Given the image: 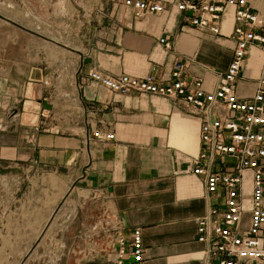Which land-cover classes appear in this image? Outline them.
Wrapping results in <instances>:
<instances>
[{"label": "crops", "instance_id": "obj_1", "mask_svg": "<svg viewBox=\"0 0 264 264\" xmlns=\"http://www.w3.org/2000/svg\"><path fill=\"white\" fill-rule=\"evenodd\" d=\"M18 1L21 10L30 5ZM101 1L86 24H71L80 45L67 61L41 66L29 39L21 57L0 55V223H44L65 197L78 205L97 199L119 238L140 230L145 264H209L197 219L221 208L223 197L207 194L193 173L198 110L180 98L114 94L89 72L151 74L166 83L181 62L185 80L215 91L232 59L233 11H226L220 37L184 24L171 0L162 14L142 18L123 0ZM262 77L264 50L251 47L233 85L237 97L251 100ZM92 132L114 139L88 141ZM245 179L249 186L250 174Z\"/></svg>", "mask_w": 264, "mask_h": 264}, {"label": "built area", "instance_id": "obj_2", "mask_svg": "<svg viewBox=\"0 0 264 264\" xmlns=\"http://www.w3.org/2000/svg\"><path fill=\"white\" fill-rule=\"evenodd\" d=\"M168 1L123 0L122 5L142 18L162 14ZM172 1L184 14V24L220 37L225 13L233 11L232 59L215 91L207 92L200 80H185L181 62L174 65L166 83L151 74L109 76L95 70L89 78L114 94L180 98L198 110L201 150L193 173L203 177L207 194H222L223 204L197 219V242L208 246L209 264H264V77L249 101L240 100L233 87L249 49L264 50V17L248 0ZM159 42L169 46L165 39ZM91 139L111 141L114 135L92 132ZM245 173L250 174L248 204ZM117 247L115 264H145L139 229L128 241L118 239Z\"/></svg>", "mask_w": 264, "mask_h": 264}, {"label": "rangeland", "instance_id": "obj_3", "mask_svg": "<svg viewBox=\"0 0 264 264\" xmlns=\"http://www.w3.org/2000/svg\"><path fill=\"white\" fill-rule=\"evenodd\" d=\"M24 1L30 5L21 10L18 0H0V55L8 59L21 57L20 46L29 39L32 60L38 58L41 66L48 67L67 61V56L78 49L80 44L72 39L71 24H86V15L102 2ZM248 1L264 17V0ZM59 4L63 7L62 16L54 14ZM245 186L248 204V183ZM118 239L115 225L100 200H82L78 205L65 197L52 208L44 223H0V264H115Z\"/></svg>", "mask_w": 264, "mask_h": 264}, {"label": "bare ground", "instance_id": "obj_4", "mask_svg": "<svg viewBox=\"0 0 264 264\" xmlns=\"http://www.w3.org/2000/svg\"><path fill=\"white\" fill-rule=\"evenodd\" d=\"M246 174V173H245ZM248 188H249V190H250V179H249V186H247ZM250 193V192H249ZM250 195V194H249Z\"/></svg>", "mask_w": 264, "mask_h": 264}]
</instances>
